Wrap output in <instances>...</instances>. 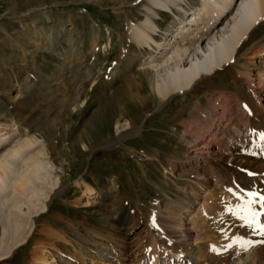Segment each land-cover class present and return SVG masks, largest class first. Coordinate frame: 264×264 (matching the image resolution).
I'll return each instance as SVG.
<instances>
[{"label": "rangeland", "instance_id": "obj_1", "mask_svg": "<svg viewBox=\"0 0 264 264\" xmlns=\"http://www.w3.org/2000/svg\"><path fill=\"white\" fill-rule=\"evenodd\" d=\"M139 4L141 2L128 0L119 10L116 9L119 4L111 0H0V21L4 23L0 25V92L7 93L9 86L16 82L27 85L28 80L31 81L28 82L31 84L29 97L13 102L8 96H2L0 103L7 113H15L13 116L19 119L28 112H35L39 123L46 121L50 125L49 130L42 132L51 134L47 141L49 153L60 176V190L47 203L54 217L48 219L43 213L35 219L37 223L43 220L53 223L49 252L58 258L62 253V258L65 255L63 259L69 262L77 258L89 264L95 257L98 264H135L136 260L146 259L154 236L158 246L174 249L191 264H248L253 246L245 250L246 245L240 241L238 247H231L224 253L226 263L221 262L220 254L210 247L219 246L225 238H234L233 225L238 220L232 217L231 221L228 218L224 221L233 225L223 232L225 237L219 241L217 233L220 234L219 229L225 224L216 215L217 206L224 207L225 214V205L240 200L228 191L231 188L239 193L235 190L238 185L231 180L236 170L230 169L220 176L215 172L216 165L210 163L205 171L210 187L198 191L194 163L200 157L189 151L186 141L191 139L188 134L196 123L202 120L196 105L209 108L206 97L213 87L198 84L192 99V95L186 93L159 105L155 95L149 96L146 77L125 72L126 63L130 61L126 55L129 51H137L126 29L129 22H139L142 18ZM24 14L25 30L19 21L10 19ZM60 27L63 29L57 35ZM34 32H39L42 43L52 32L55 50L48 52L31 47V52L24 56L22 51L9 47L7 39L17 38L21 42ZM93 34L98 36L95 43L90 41ZM70 41L75 49L68 67L65 65ZM103 42L109 44L95 61V51ZM263 45L264 24L246 39L239 53L243 54L247 48L249 51L235 67L260 72L264 55L259 58L250 51ZM94 46L95 51L91 50ZM192 54L190 59L195 56ZM87 71L91 75L89 78L84 77ZM232 78L228 71L220 69L218 75L208 80L213 86L222 84L229 93H235L239 89ZM134 83L139 86L140 94L147 96L144 104L131 99L136 92ZM76 91L82 93L84 103H75ZM15 129L6 130L2 137L7 142L14 139L11 145L19 139ZM137 130L136 134L131 133L112 144L116 132L120 135ZM216 134L221 136L219 132ZM87 187L92 191L89 196L86 195ZM109 193L112 196L103 199ZM223 193L225 197L220 199ZM186 196L194 201L190 204ZM87 197L90 205H86ZM210 198L217 204L216 211ZM187 203L189 207L185 208ZM178 210L181 214L184 212L183 229L189 231L187 240L170 237L163 230L168 229L165 223L163 228L158 224V219L165 220ZM205 210L213 214L210 217L217 222V228L207 220ZM112 246V249H120L119 260H101L102 249L116 251L110 248ZM32 248L30 241L7 259L0 260V264H31ZM125 249L134 251L135 260L126 256Z\"/></svg>", "mask_w": 264, "mask_h": 264}, {"label": "bare ground", "instance_id": "obj_2", "mask_svg": "<svg viewBox=\"0 0 264 264\" xmlns=\"http://www.w3.org/2000/svg\"><path fill=\"white\" fill-rule=\"evenodd\" d=\"M111 1L119 4L116 8L119 10L123 4L128 3V0ZM138 1L141 2L139 5L142 7V18H139V22H129L126 29L128 39L134 43L137 51H129L126 55V59L130 61L126 63L125 72L146 77L149 96L155 95L159 105L176 95L184 96L186 93H190V96L192 95L190 99H192L195 96L194 88L198 84L206 88L213 87V91L206 97L209 108L200 104L196 105L202 120L196 123L192 131L190 129L189 134L187 133L191 136L190 140H186L189 151L200 157V160L194 163L196 170L194 178L200 188L197 190L202 191L203 188L210 187L205 171L211 163L216 165L215 172L220 176L230 169L236 170L233 178L231 177L232 182L239 186L235 189L236 191L240 192V189H244L246 192L250 189L264 194V140H261L257 134L264 131V66L260 72L256 73L248 69L242 71L235 67L249 51L247 48L243 54L239 53L246 39H250L253 31L264 24V0H132V2ZM119 10L116 11L120 12ZM23 16L26 14L22 17H10V19L19 21L22 29L25 30ZM0 22V25L4 24ZM62 29L63 27H60L57 35H60ZM51 33L44 43L40 40L39 32L26 36V39L23 38L22 41L27 40L24 43L17 38L7 39V42L10 48L22 51L24 56L31 52V47L48 52L54 51L55 44L52 43ZM97 37L93 34L90 41L95 43ZM108 44L105 42L103 46H100V43L96 51L95 46L91 49L95 51V61ZM68 45L69 56L66 58L65 66L70 67L75 48H73V41H70ZM191 53L195 55L192 59L189 58ZM250 53L261 58L264 55V45L255 51L252 49ZM220 69L231 74L232 83L238 85V92L229 93L227 87L222 84L213 86V82H209L208 79L218 75ZM28 71L31 73V69ZM116 74H118L117 70ZM90 76L88 71L84 75L85 78ZM114 81L115 77L110 82ZM28 82L31 81L28 80ZM28 82L27 85L16 82L13 86H9L7 93L1 91L0 98L8 96L15 102L20 97H29L31 84ZM133 85L136 92L131 99L144 104L147 96L140 94L141 90L136 83ZM75 98V103H84L82 93L76 91ZM13 115L7 113L3 104L0 103V178L3 180L5 189L0 195V260L7 259L16 249L31 241L33 247L30 255L31 264H88L77 258H72L74 262H69L63 259L65 255L62 258V253L58 255L60 256L58 258L51 254V251L49 252L51 245L49 239L51 240L54 233L53 223L49 220L37 223L35 218L41 217L43 213L48 219L54 217L49 212L47 203L61 187L60 176L58 177L56 166L52 163L49 153L50 145L47 143L51 139V134L42 132L44 129L49 130L50 125L46 121L43 124L39 123L35 112H28L23 119ZM12 127L16 128L19 136L13 145L11 143L14 139L7 142L2 138L7 133L6 130L12 131ZM115 127H118V122ZM253 129L256 131H252ZM137 132L138 130L120 135L116 132L112 144ZM217 132L221 133L220 137H217ZM40 141L44 143L43 148L40 147ZM246 178L250 180L247 181ZM86 191V195L92 194L90 188L87 187ZM241 194L246 199V195ZM110 196H112L111 193L103 196V199L106 200ZM88 198L86 205H90ZM186 199L190 204L194 201L191 196H186ZM240 202L238 200L225 205V214L224 207L217 206L216 218L226 225L224 221H227V218L230 221L232 219L229 217L231 212L227 208L229 206L234 208ZM189 203L185 208L189 207ZM210 203L214 204L216 211L217 204L212 198ZM205 211L208 213L207 220L217 228V222L210 217L213 214L208 210ZM182 214L178 210L165 220L158 219V224L163 228L165 223L168 229L163 230L170 237L187 240L189 231L183 229ZM37 224H40L38 229ZM154 238L156 237H152L148 253L146 249V259L139 262L136 260L135 264H191L187 257L185 258L181 253H175L174 249L167 247L163 249L162 246H158V240L154 241ZM255 244L256 247L248 264H264V244L258 245L256 241ZM112 250L116 251L102 249L99 253L101 260L105 258L118 261L121 255L120 249ZM125 252L132 261L135 260L134 251L126 250ZM222 252L224 253L223 249ZM220 260L226 263L224 254ZM90 261L89 264H98L95 257H92Z\"/></svg>", "mask_w": 264, "mask_h": 264}, {"label": "snow or ice", "instance_id": "obj_3", "mask_svg": "<svg viewBox=\"0 0 264 264\" xmlns=\"http://www.w3.org/2000/svg\"><path fill=\"white\" fill-rule=\"evenodd\" d=\"M252 131L255 132L256 130L253 129ZM257 134L261 140H264V131L258 132ZM4 191L5 189L3 186V180L2 178H0V195H2ZM228 191L230 193H233L234 195H237L241 202L235 205L234 208L232 206H229L227 210L231 212L233 215L239 217V219L243 222V224H246L250 227L258 228L261 234H264V223H261L259 220L260 215L264 213V194H261L259 192L252 191L249 189V190H246V196L248 198L245 199V196L241 194V193H245L244 189H240L239 193L234 192V190L231 188H229ZM257 203L261 204L262 206L261 211H257L255 208H253V205ZM235 239L241 240V241L243 240V238H239V237ZM259 243L264 244V241H260ZM243 244L246 245L245 250H247V247L252 246V244L248 241H243ZM210 247L212 250L214 251L216 250L215 245H212ZM231 247H232V244H227L224 246V250H228Z\"/></svg>", "mask_w": 264, "mask_h": 264}, {"label": "clouds", "instance_id": "obj_4", "mask_svg": "<svg viewBox=\"0 0 264 264\" xmlns=\"http://www.w3.org/2000/svg\"><path fill=\"white\" fill-rule=\"evenodd\" d=\"M40 147H44V143H43V141H40Z\"/></svg>", "mask_w": 264, "mask_h": 264}]
</instances>
